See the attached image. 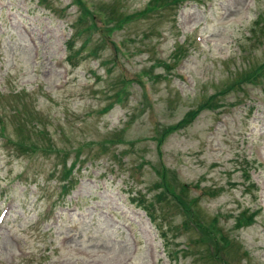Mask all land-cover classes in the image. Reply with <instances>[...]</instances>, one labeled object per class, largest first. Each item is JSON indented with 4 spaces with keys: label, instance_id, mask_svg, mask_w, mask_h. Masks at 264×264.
Wrapping results in <instances>:
<instances>
[{
    "label": "rangeland",
    "instance_id": "rangeland-1",
    "mask_svg": "<svg viewBox=\"0 0 264 264\" xmlns=\"http://www.w3.org/2000/svg\"><path fill=\"white\" fill-rule=\"evenodd\" d=\"M148 1L86 0L95 20L78 0H0V119L16 143L0 136V208L14 198L0 227V264H170L167 245L180 250L178 264H264V163L255 153L264 156V90L249 84L216 95L264 64V0H190L116 28ZM71 36L73 51H89L76 68V58L64 59ZM122 76L126 92L115 103ZM18 109L28 136L49 138L31 166V153L17 146ZM170 127L179 130L162 136ZM38 130L47 137L39 140ZM160 145L180 179L161 176ZM127 149L126 166L149 193L153 184L169 190L156 221L105 177L113 155ZM76 151L83 159L73 174L84 175L85 191L81 210L70 212L74 194L59 199V163ZM184 186L200 200L193 211L178 193ZM215 231L233 238L219 261L207 247Z\"/></svg>",
    "mask_w": 264,
    "mask_h": 264
},
{
    "label": "trees",
    "instance_id": "trees-1",
    "mask_svg": "<svg viewBox=\"0 0 264 264\" xmlns=\"http://www.w3.org/2000/svg\"><path fill=\"white\" fill-rule=\"evenodd\" d=\"M168 2V0H150L148 3H147V6L146 8L143 10V11H140L139 14H146L151 8H154V7H159L161 8L163 5V3H166ZM172 2H180V0H172ZM83 50V49H82ZM81 50V51H82ZM123 87V85H121V88ZM115 89H119V86L116 85V88ZM125 93V88H122L121 90L117 91L116 94L118 93Z\"/></svg>",
    "mask_w": 264,
    "mask_h": 264
}]
</instances>
